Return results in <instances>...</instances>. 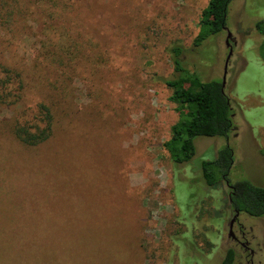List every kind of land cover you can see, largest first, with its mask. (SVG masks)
<instances>
[{
	"label": "rangeland",
	"instance_id": "374dc122",
	"mask_svg": "<svg viewBox=\"0 0 264 264\" xmlns=\"http://www.w3.org/2000/svg\"><path fill=\"white\" fill-rule=\"evenodd\" d=\"M207 2L0 0V66L22 83L18 93L16 80L0 84L15 94L0 101V264H221L229 247L246 264L227 236V185H206L201 162L227 144L229 180L264 186L263 36L254 29L264 0L228 7L235 43L224 90L236 130L196 137L184 164L162 145L178 117L164 82L174 74L168 49L180 45L203 80L222 79L226 30L192 46ZM40 103L51 134L29 145L15 127L40 125ZM239 220L252 228L254 264H264V215Z\"/></svg>",
	"mask_w": 264,
	"mask_h": 264
},
{
	"label": "trees",
	"instance_id": "16d2710c",
	"mask_svg": "<svg viewBox=\"0 0 264 264\" xmlns=\"http://www.w3.org/2000/svg\"><path fill=\"white\" fill-rule=\"evenodd\" d=\"M231 1L208 0L200 13L197 33L192 41L193 47L200 46L205 39L224 30ZM254 29L263 36L258 50L259 57L264 62V18L254 22ZM182 51L180 45H174L168 49L174 74L164 79L170 90L168 98L175 104L178 117L170 126V134L162 145L171 162L176 164H184L193 157L196 137H227L231 131L237 128L233 120L234 112L231 99L222 89L221 79L203 80L198 72L190 70L186 66L181 55ZM0 69L5 76L0 80V84L6 88L10 82L16 80V93H18L22 86L20 74L7 67L0 66ZM14 97L15 94L12 91L3 94L0 92V101L7 99L9 102H13ZM38 108L37 120L41 123L40 125H34L35 129H31L32 126L30 127L28 124H18L15 127L16 137L29 145L46 140L52 130V115L49 108L43 103H40ZM260 151L264 154V145L261 146ZM233 160V149L226 144L218 149L213 159L202 161L201 173L205 184L216 187L226 183L229 186L226 195L230 199L231 206L250 216L264 215V186L256 185L247 179L232 183L228 175ZM208 246L209 251L213 244L208 243ZM196 248H199L203 253L208 252H205L201 247L197 246ZM203 253L202 255H204ZM234 260L235 251L233 248H228L221 264H234Z\"/></svg>",
	"mask_w": 264,
	"mask_h": 264
},
{
	"label": "flooded vegetation",
	"instance_id": "af4514ba",
	"mask_svg": "<svg viewBox=\"0 0 264 264\" xmlns=\"http://www.w3.org/2000/svg\"><path fill=\"white\" fill-rule=\"evenodd\" d=\"M231 40L235 43V40L233 39V37H231ZM228 187L229 186L227 185V191H228ZM228 202L230 204V207H232V214H231L230 217H228V232H227V236H228V238L232 239L234 241V244L237 245L238 248H240L245 253L243 255V258L245 259L246 264H254V255H255L256 251L253 249V247L250 246V239H249V237L251 236L250 233H251V229L252 228L250 227L247 230L246 229V225L244 223H242L241 220H239V213L241 211H239L238 209H236L233 206H231L229 197H228ZM235 210H238L239 213H238V215H237V217H236V219H235V221L233 223L232 234L230 235L229 234V223H230V220L233 218V216L235 214ZM251 238H254V236H252ZM229 248H233V247H229ZM233 250L235 251V258H236V250H235V248H233Z\"/></svg>",
	"mask_w": 264,
	"mask_h": 264
},
{
	"label": "water",
	"instance_id": "95a60500",
	"mask_svg": "<svg viewBox=\"0 0 264 264\" xmlns=\"http://www.w3.org/2000/svg\"><path fill=\"white\" fill-rule=\"evenodd\" d=\"M224 29L226 30L227 34H226V39H225V43L228 46L229 50L225 59V63H224V69H223V75H222V79H221V85H222V89L224 90L225 87V82H226V74H227V66H228V61L232 55V51H233V47L231 44V37H232V33L231 31L228 30V28L225 26ZM234 43V42H233ZM239 211L235 210V214L233 216V218L230 220L229 223V234H232V227H233V223L238 215Z\"/></svg>",
	"mask_w": 264,
	"mask_h": 264
}]
</instances>
